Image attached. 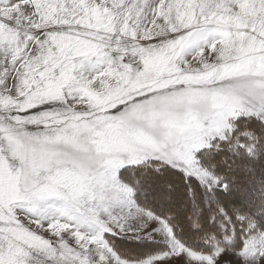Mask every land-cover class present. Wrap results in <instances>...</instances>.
Instances as JSON below:
<instances>
[{
  "label": "snow or ice",
  "instance_id": "1",
  "mask_svg": "<svg viewBox=\"0 0 264 264\" xmlns=\"http://www.w3.org/2000/svg\"><path fill=\"white\" fill-rule=\"evenodd\" d=\"M141 166L182 192L140 203ZM229 251L264 264V0H0V264Z\"/></svg>",
  "mask_w": 264,
  "mask_h": 264
},
{
  "label": "rangeland",
  "instance_id": "2",
  "mask_svg": "<svg viewBox=\"0 0 264 264\" xmlns=\"http://www.w3.org/2000/svg\"><path fill=\"white\" fill-rule=\"evenodd\" d=\"M147 170V173H153V171L150 168H144L143 166L138 167L135 172H129L127 169L122 170V175L124 176H128L129 180H133V179H141L142 183H141V191L138 192L139 197L137 196V200L142 203V204H146V200L148 198H155V196H157L158 198V204L157 205H161L164 204V197L166 196H170L173 194V190L172 187L170 188V184L165 182V181H161L157 182L156 179H153L152 177L154 176H145L144 172ZM160 177V176H157ZM173 187H176V184L173 182ZM256 187V186H255ZM137 194V195H138ZM148 206L151 207V204H149ZM153 207V205H152ZM154 208V207H153ZM112 241L115 240H119V236H113V237H109ZM124 238H128V237H124ZM130 240H136L133 238H129ZM139 241H144L142 243L139 242H134L133 243H120L117 241V243L115 244V246L130 254L131 256H135V257H143L146 256L148 254H150L153 251L157 250V246L154 245L151 241H147V240H139ZM195 247V246H194ZM199 248V247H197ZM200 249V248H199ZM205 252L210 253L212 251V247L209 246L207 250H203ZM217 264H243V261L240 260L239 257L235 256L231 251H229L228 253H226V255L224 256V258L220 259Z\"/></svg>",
  "mask_w": 264,
  "mask_h": 264
},
{
  "label": "trees",
  "instance_id": "3",
  "mask_svg": "<svg viewBox=\"0 0 264 264\" xmlns=\"http://www.w3.org/2000/svg\"><path fill=\"white\" fill-rule=\"evenodd\" d=\"M225 157L232 158L231 154L227 153V152L217 153L214 156V159L218 162V167L216 169V171L218 173H221V172L224 171V166L222 164H219V161H221ZM204 162L207 163V160H205ZM146 171L147 170L143 171L145 173L144 174L145 176L147 175L149 177V176H154L155 175L152 178L156 179L157 182H160L159 180H161L162 182L165 181V182L169 183L171 185V187H172V190H173V194L172 195H175L177 192H182V190H183V184L181 183L182 177H181V174L178 173L176 170H173V169L165 167V169L163 171H161L160 173H154V172L151 173V171H150V173H147ZM157 176H160V177H157ZM125 177L127 179H129L128 176H125ZM173 182L176 184V187H173V184H172ZM255 186H256L255 184L251 185L250 189H254ZM137 196L139 197V194ZM157 200H158V198H157V196H155V198L154 197L153 198H148L146 200V203L148 205L151 204V207L153 205V207L155 209V208H158L160 206V205H157L158 204ZM165 206H167V205L165 204ZM213 210H214V208H213ZM204 212H205V216L201 218L202 220H204L207 217V215L209 214V210L206 208L204 210ZM222 221H223V217L218 215L217 216V224L222 222ZM217 224L211 225L209 227V230L216 231L217 234H218L219 233V229L217 227ZM117 241L120 242V243H125V242L126 243H133V241L136 242V243L137 242H139V243L144 242V241H139V240H130L129 238L121 237V238H119V240L113 241V243L116 244ZM193 246L199 247L202 250H207L210 245H204L201 242H194Z\"/></svg>",
  "mask_w": 264,
  "mask_h": 264
}]
</instances>
